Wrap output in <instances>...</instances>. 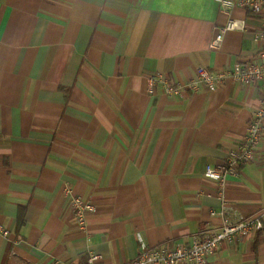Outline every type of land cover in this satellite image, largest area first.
Instances as JSON below:
<instances>
[{"label":"crops","instance_id":"obj_1","mask_svg":"<svg viewBox=\"0 0 264 264\" xmlns=\"http://www.w3.org/2000/svg\"><path fill=\"white\" fill-rule=\"evenodd\" d=\"M230 18L245 28L213 48ZM260 28L217 0H0V264H130L142 242L218 227L223 201L264 219V125L256 162L205 175L244 139L262 85L197 80L253 59ZM156 73L187 88L149 95ZM74 196L95 206L83 227ZM209 264H264V228Z\"/></svg>","mask_w":264,"mask_h":264},{"label":"built area","instance_id":"obj_2","mask_svg":"<svg viewBox=\"0 0 264 264\" xmlns=\"http://www.w3.org/2000/svg\"><path fill=\"white\" fill-rule=\"evenodd\" d=\"M224 9L230 10L240 6L254 13L260 18L261 28L256 33L259 40L257 55L244 63H239L230 70L221 69L216 72L199 66L198 81L205 83L211 90L219 88L227 79H232L243 85H262L260 107L250 119L244 139L236 148L231 150L223 163L207 165L205 175L219 182H224L228 176H237L243 165L256 162L259 143L263 135L264 125V0H217ZM243 20L230 18L223 26L221 32L212 42L213 48H218L223 32L244 29ZM163 86L167 95L180 94L187 88L181 84H171L162 73L151 75L148 83L149 95L156 93L158 85ZM192 84V83H191ZM191 84L189 86H191ZM193 84L192 86H194ZM72 208L78 223L83 227L86 224L88 213L95 211V206L79 196L72 197ZM213 215L219 214L222 222L218 227L206 228L200 235H196L191 243H176L149 248L145 243L138 256L130 264H209V257L225 242L243 241L254 232L264 228V219L260 214L245 215L233 211L229 203L223 201L219 211H211ZM10 230L0 225V236L7 237ZM87 264H102L101 255L91 252Z\"/></svg>","mask_w":264,"mask_h":264},{"label":"trees","instance_id":"obj_3","mask_svg":"<svg viewBox=\"0 0 264 264\" xmlns=\"http://www.w3.org/2000/svg\"><path fill=\"white\" fill-rule=\"evenodd\" d=\"M252 15H254L255 16V14L254 13H252V12H250Z\"/></svg>","mask_w":264,"mask_h":264}]
</instances>
